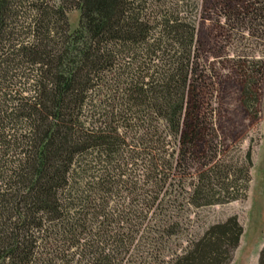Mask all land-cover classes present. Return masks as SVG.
<instances>
[{"label": "trees", "instance_id": "obj_1", "mask_svg": "<svg viewBox=\"0 0 264 264\" xmlns=\"http://www.w3.org/2000/svg\"><path fill=\"white\" fill-rule=\"evenodd\" d=\"M196 14V0H0V264L229 263L235 216L170 249L191 209L245 198L252 166L250 147L204 153ZM258 91L241 86L255 115Z\"/></svg>", "mask_w": 264, "mask_h": 264}, {"label": "rangeland", "instance_id": "obj_2", "mask_svg": "<svg viewBox=\"0 0 264 264\" xmlns=\"http://www.w3.org/2000/svg\"><path fill=\"white\" fill-rule=\"evenodd\" d=\"M196 1L194 88L212 142L204 153L207 159L218 154L235 160L250 147L252 166L245 198L191 209L185 229L170 240V249L235 216L242 232L228 264H255L264 246V0ZM66 15L71 32L79 12ZM248 78L258 83L256 115L241 102V86Z\"/></svg>", "mask_w": 264, "mask_h": 264}]
</instances>
